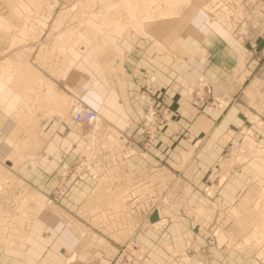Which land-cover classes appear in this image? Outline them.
<instances>
[{"label":"rangeland","instance_id":"obj_1","mask_svg":"<svg viewBox=\"0 0 264 264\" xmlns=\"http://www.w3.org/2000/svg\"><path fill=\"white\" fill-rule=\"evenodd\" d=\"M157 16L184 19L186 32L203 22L221 33L237 51L231 75L239 88L216 94L214 80L198 71L186 82V99L199 113L219 115L209 134L185 137L182 143L195 147L179 161L168 156L131 169L128 160L152 156L164 129L177 133V108L156 88L155 72L138 91L142 114L126 121L137 133L99 115L100 125L78 124L75 102L90 106L56 83L65 47L81 29L123 34ZM17 84L19 99L11 92ZM51 115L72 122L85 147L54 171L59 181L48 196L19 167L33 168L42 157L50 138L43 120ZM0 118L13 129L10 153L0 158V264H34L28 246L34 235L50 239L47 228H36L50 224L42 218L50 208L59 230L88 241L82 252L64 249L53 264H74L81 254L97 262L96 250L108 264H264V0H0ZM208 145L210 153L201 147ZM89 177L96 180L91 195L66 206L63 198Z\"/></svg>","mask_w":264,"mask_h":264},{"label":"crops","instance_id":"obj_2","mask_svg":"<svg viewBox=\"0 0 264 264\" xmlns=\"http://www.w3.org/2000/svg\"><path fill=\"white\" fill-rule=\"evenodd\" d=\"M178 19L157 16L143 21L140 27L131 28L127 33L109 31L97 37L81 29L65 48L61 78L56 83L58 88L95 109L99 117L110 125L129 133L135 132L136 124L127 129L126 121L137 120L142 114L144 101L139 98L138 91L148 80L151 71L156 74V88L164 95L167 103L177 108L178 116L171 124L177 133L171 134L164 129L151 148L152 156L146 160L139 157L128 160L131 169L153 165L158 163V159L168 156L179 161L182 151L193 150L195 147L183 144L185 137L193 142L209 134L219 115L210 118L199 113L186 99V82L196 76L198 71H204L214 80L216 94H234L239 88L231 75L237 58L235 47L221 33L210 32L203 22L198 28L192 27L186 32L185 20ZM201 49L207 51L204 58ZM20 88V84H17L16 90L11 88L17 99L21 96ZM228 120L229 117L226 118ZM2 121L0 118V158L5 159L10 153L9 137L13 129ZM43 121L47 122L45 129L50 138L39 152L42 157L30 163L33 168L21 166L19 170L32 185L42 186L50 196L59 181L54 171L61 169L62 162L71 164L74 154L80 152L85 144L71 128L72 122L69 125L63 117L51 115ZM58 122H61V129L57 128ZM225 122L218 127V133L224 128ZM201 147L202 150L209 149V153L212 149L211 145ZM95 184L96 180L91 177L82 180L68 198H63L65 205L76 200L83 202L91 195ZM56 217L55 209L43 211L42 218L50 219V224L44 225L38 221L36 228H47L50 239L33 236L26 257L31 263H60L64 249L75 247L82 252V248L88 246L87 238L82 237L78 241L69 229L59 230L61 225ZM94 253L98 257L97 262L89 263L81 254L74 264L110 262L102 250ZM14 264L24 262L17 261Z\"/></svg>","mask_w":264,"mask_h":264},{"label":"built area","instance_id":"obj_3","mask_svg":"<svg viewBox=\"0 0 264 264\" xmlns=\"http://www.w3.org/2000/svg\"><path fill=\"white\" fill-rule=\"evenodd\" d=\"M72 118L78 124L94 126L99 117L95 109L84 106L82 103L75 102L72 109ZM65 187H68V185L66 184ZM63 193L64 191L61 190V194Z\"/></svg>","mask_w":264,"mask_h":264},{"label":"bare ground","instance_id":"obj_4","mask_svg":"<svg viewBox=\"0 0 264 264\" xmlns=\"http://www.w3.org/2000/svg\"><path fill=\"white\" fill-rule=\"evenodd\" d=\"M75 29H76V28H75ZM68 30H69V29H68ZM74 33H75V32H73L72 30L68 31L67 33H63V34H66V37H67V39H68V40H66V39L64 40L65 44L67 43V41H69V39L72 38V36L74 35ZM65 48H66V47H65ZM63 49H64V48H63ZM99 120H100V119H98V120L96 121V123H95L96 125L99 124ZM99 125H100V124H99ZM97 127H98V126H97ZM0 183H1V182H0ZM0 186H1V185H0ZM0 189H1V187H0ZM263 224H264V223H263Z\"/></svg>","mask_w":264,"mask_h":264}]
</instances>
